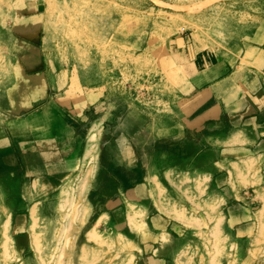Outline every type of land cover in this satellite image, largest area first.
I'll use <instances>...</instances> for the list:
<instances>
[{
    "label": "rangeland",
    "instance_id": "1",
    "mask_svg": "<svg viewBox=\"0 0 264 264\" xmlns=\"http://www.w3.org/2000/svg\"><path fill=\"white\" fill-rule=\"evenodd\" d=\"M182 36L264 80V0H0V264H264Z\"/></svg>",
    "mask_w": 264,
    "mask_h": 264
},
{
    "label": "crops",
    "instance_id": "2",
    "mask_svg": "<svg viewBox=\"0 0 264 264\" xmlns=\"http://www.w3.org/2000/svg\"><path fill=\"white\" fill-rule=\"evenodd\" d=\"M202 45L182 36L171 43L169 52L186 77L203 89L198 93L209 105L199 120L211 134L218 135L209 137L208 142L223 146L219 149L220 166L229 171L248 162L264 164V80L247 81L235 72L224 74L230 62L225 64Z\"/></svg>",
    "mask_w": 264,
    "mask_h": 264
}]
</instances>
